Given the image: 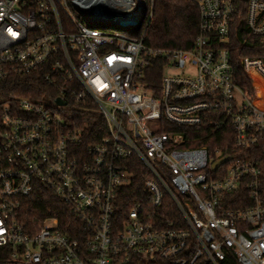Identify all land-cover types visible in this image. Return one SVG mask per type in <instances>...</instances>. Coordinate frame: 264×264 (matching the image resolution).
<instances>
[{
  "label": "built area",
  "instance_id": "built-area-1",
  "mask_svg": "<svg viewBox=\"0 0 264 264\" xmlns=\"http://www.w3.org/2000/svg\"><path fill=\"white\" fill-rule=\"evenodd\" d=\"M193 1L191 47L164 49L144 43L153 0H0V82L40 69L59 93L53 102L0 99V264H223L228 254L264 264V61L241 59L246 89L225 47L242 15L264 40V0ZM68 102L96 106L99 140L83 145L82 129L64 116ZM217 136L230 154L210 147ZM130 158L148 175L147 197L115 231L118 192L134 178ZM41 187L83 224L84 243L56 217L18 220ZM164 198L182 226L162 217Z\"/></svg>",
  "mask_w": 264,
  "mask_h": 264
},
{
  "label": "trees",
  "instance_id": "trees-1",
  "mask_svg": "<svg viewBox=\"0 0 264 264\" xmlns=\"http://www.w3.org/2000/svg\"><path fill=\"white\" fill-rule=\"evenodd\" d=\"M198 7L193 0H153V13L144 36L145 45L153 48L164 49H188L191 47L197 32ZM229 52L230 63L236 81L240 82L246 89H250V80L244 75L241 66L243 57H256L264 61V40L253 35L244 23V16L235 18L231 25L230 34L225 45ZM156 68V67H155ZM158 71V70H157ZM157 78L150 84V88L158 90ZM44 93V94H42ZM59 95L58 91L46 84L43 71L33 70L26 74L11 73L0 82V99L6 101L19 97H32L38 100L53 102ZM69 111L64 115L71 126H77L83 132V145L99 140L104 135V120L99 114L96 106L89 102H68ZM181 131V129H176ZM217 136L211 141L210 147L219 145ZM264 147V136L257 144V150L264 162L262 149ZM223 153L230 154L229 144H226ZM134 178L129 186L118 192L115 209V227L119 229L120 224L127 218L130 204L140 198H146L147 193L143 181L147 173L143 165L135 158L128 159ZM263 167V165H262ZM163 204L168 207L162 217L173 220V226H182L181 217L167 198ZM248 206V201L242 205H230L228 208H240ZM45 216L56 217L60 229L70 238L84 243L87 232L83 224L76 220L68 205L56 198L49 190L40 188L28 196L18 211L17 218L26 227L35 219ZM114 231V232H115ZM154 264H167L166 260L157 259ZM223 264H239L232 254L226 256Z\"/></svg>",
  "mask_w": 264,
  "mask_h": 264
},
{
  "label": "water",
  "instance_id": "water-1",
  "mask_svg": "<svg viewBox=\"0 0 264 264\" xmlns=\"http://www.w3.org/2000/svg\"><path fill=\"white\" fill-rule=\"evenodd\" d=\"M126 23H127V24H131L132 22H131V21H128V22H126ZM55 103H56L57 105H59V106H63V105L65 104V102H64L63 100H61L60 98H57V99L55 100ZM226 160H227V158H223V159H220V160L214 162V163L212 164V168H213V169H216L220 164H222V163L225 162Z\"/></svg>",
  "mask_w": 264,
  "mask_h": 264
},
{
  "label": "rangeland",
  "instance_id": "rangeland-1",
  "mask_svg": "<svg viewBox=\"0 0 264 264\" xmlns=\"http://www.w3.org/2000/svg\"><path fill=\"white\" fill-rule=\"evenodd\" d=\"M1 100H3V98H1Z\"/></svg>",
  "mask_w": 264,
  "mask_h": 264
}]
</instances>
